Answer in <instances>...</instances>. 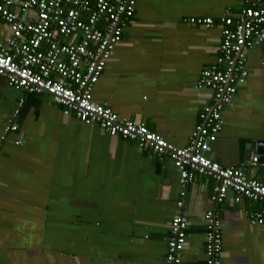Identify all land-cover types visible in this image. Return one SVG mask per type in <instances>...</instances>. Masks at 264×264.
I'll return each instance as SVG.
<instances>
[{
  "label": "crops",
  "instance_id": "obj_1",
  "mask_svg": "<svg viewBox=\"0 0 264 264\" xmlns=\"http://www.w3.org/2000/svg\"><path fill=\"white\" fill-rule=\"evenodd\" d=\"M134 1L93 100L183 148L212 103L213 91L196 85L215 66L221 41L218 26L186 20L235 15L239 2ZM2 33L0 22V40ZM247 55L248 77L223 113L209 156L264 183V163H252L264 143V43ZM18 109L17 130L5 132ZM215 185L201 176L188 187L182 264L205 263L204 215L211 209L221 221V264H264V225L251 224L264 205L236 201L232 192L213 205ZM178 199L169 159L85 125L48 95L25 94L0 79V264H163Z\"/></svg>",
  "mask_w": 264,
  "mask_h": 264
},
{
  "label": "built area",
  "instance_id": "obj_2",
  "mask_svg": "<svg viewBox=\"0 0 264 264\" xmlns=\"http://www.w3.org/2000/svg\"><path fill=\"white\" fill-rule=\"evenodd\" d=\"M238 2L235 15L226 13L217 21L186 20L205 29L218 26L221 41L215 66L202 71L196 85L213 91L212 103L200 113L188 145L178 148L144 124L121 119L107 105L93 100L94 87L131 20L134 0H0V22L6 31L0 40V79L25 94L48 95L65 114L72 113L111 137L134 142L175 166L179 199L163 264H182L188 226L185 198L197 177L216 182L213 205L223 203L229 192L236 201L246 198L264 205V183L240 169L223 167L209 156L223 125V113L248 77L247 53L264 43V0ZM18 113L19 109L13 113L5 132L17 130ZM256 162L255 156L252 163ZM251 224L264 225V208L251 216ZM204 225V264H221V221L214 209L205 213Z\"/></svg>",
  "mask_w": 264,
  "mask_h": 264
},
{
  "label": "water",
  "instance_id": "obj_3",
  "mask_svg": "<svg viewBox=\"0 0 264 264\" xmlns=\"http://www.w3.org/2000/svg\"><path fill=\"white\" fill-rule=\"evenodd\" d=\"M253 147V144L251 145ZM248 154V153H247ZM257 154L259 156L258 158V162H261V163H264V159H260V157H263L264 156V143L262 146H257ZM247 158V157H246ZM264 158V157H263Z\"/></svg>",
  "mask_w": 264,
  "mask_h": 264
},
{
  "label": "bare ground",
  "instance_id": "obj_4",
  "mask_svg": "<svg viewBox=\"0 0 264 264\" xmlns=\"http://www.w3.org/2000/svg\"><path fill=\"white\" fill-rule=\"evenodd\" d=\"M263 145V143H260V145L259 146H262ZM257 160H258V157H257ZM257 163V162H256Z\"/></svg>",
  "mask_w": 264,
  "mask_h": 264
},
{
  "label": "trees",
  "instance_id": "obj_5",
  "mask_svg": "<svg viewBox=\"0 0 264 264\" xmlns=\"http://www.w3.org/2000/svg\"><path fill=\"white\" fill-rule=\"evenodd\" d=\"M134 8H135V6H134ZM133 14H134V11H133ZM133 14H132L131 18L133 17Z\"/></svg>",
  "mask_w": 264,
  "mask_h": 264
}]
</instances>
